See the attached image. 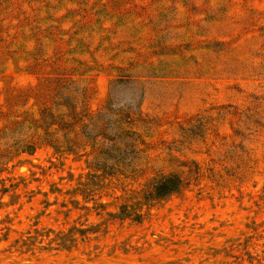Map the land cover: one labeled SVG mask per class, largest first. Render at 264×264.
<instances>
[{"label": "rangeland", "instance_id": "374dc122", "mask_svg": "<svg viewBox=\"0 0 264 264\" xmlns=\"http://www.w3.org/2000/svg\"><path fill=\"white\" fill-rule=\"evenodd\" d=\"M0 264H264V0H0Z\"/></svg>", "mask_w": 264, "mask_h": 264}, {"label": "trees", "instance_id": "16d2710c", "mask_svg": "<svg viewBox=\"0 0 264 264\" xmlns=\"http://www.w3.org/2000/svg\"><path fill=\"white\" fill-rule=\"evenodd\" d=\"M182 185L183 182L179 175L175 173L163 175L153 183L152 189L148 191L146 197L150 199L164 197L169 193L177 191Z\"/></svg>", "mask_w": 264, "mask_h": 264}]
</instances>
